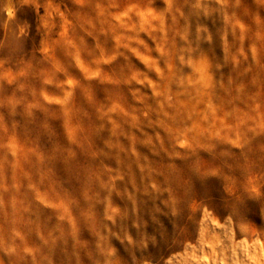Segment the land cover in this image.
<instances>
[{
    "label": "rangeland",
    "instance_id": "rangeland-1",
    "mask_svg": "<svg viewBox=\"0 0 264 264\" xmlns=\"http://www.w3.org/2000/svg\"><path fill=\"white\" fill-rule=\"evenodd\" d=\"M196 3L0 0L9 264H264V0ZM217 150L172 216L170 164Z\"/></svg>",
    "mask_w": 264,
    "mask_h": 264
},
{
    "label": "clouds",
    "instance_id": "clouds-1",
    "mask_svg": "<svg viewBox=\"0 0 264 264\" xmlns=\"http://www.w3.org/2000/svg\"><path fill=\"white\" fill-rule=\"evenodd\" d=\"M166 2L171 5L172 0H166ZM215 2L222 6L218 11L223 12V6L227 5L228 0H215ZM202 3H204V0H197L196 7L199 8ZM239 4L240 0H234V7H238ZM207 11L208 10L205 9V14H207ZM199 31L207 32V28H198V32ZM208 39L211 40L210 35ZM214 156L215 162L219 167L210 171H203L201 169L198 156L195 157V162L189 159L183 163L173 162L170 164L171 174L165 178L163 185H161L160 189L157 191L169 193L166 206L170 209L172 216L177 218L180 217L182 210L196 195L195 186L197 183L204 184L205 177L227 172L229 167L234 164V161L230 158L227 151L217 150ZM153 187H155V185ZM57 239H60V237H57ZM16 251V248L9 250L10 253H15Z\"/></svg>",
    "mask_w": 264,
    "mask_h": 264
},
{
    "label": "bare ground",
    "instance_id": "bare-ground-1",
    "mask_svg": "<svg viewBox=\"0 0 264 264\" xmlns=\"http://www.w3.org/2000/svg\"><path fill=\"white\" fill-rule=\"evenodd\" d=\"M71 45V44H70ZM64 92V91H63ZM264 109V108H263ZM66 112V111H65ZM264 117V116H263ZM147 145V144H146ZM18 146V145H17ZM85 146V145H84ZM251 146V145H250ZM9 152V151H8ZM127 162V161H126ZM37 172V171H36ZM39 174V173H38ZM42 174V173H41ZM32 175V174H31ZM100 176V175H99ZM18 190V189H17ZM50 195V194H49ZM46 195V196H49ZM51 196V195H50ZM52 198V197H51ZM16 205V204H15ZM8 206V205H7ZM7 214L5 215L4 220L1 221L3 226V235L6 238L3 242V246H6L8 250L16 248L17 238L20 234L19 229V218L14 211V207L10 204ZM34 215V214H33ZM42 216V215H41ZM37 219V218H36ZM22 231V230H21ZM25 239V238H24ZM41 241V240H40ZM3 252V251H2ZM12 255V257H11ZM18 252L10 253V256L4 253L0 255V264H9V260L13 259L14 263H17Z\"/></svg>",
    "mask_w": 264,
    "mask_h": 264
}]
</instances>
